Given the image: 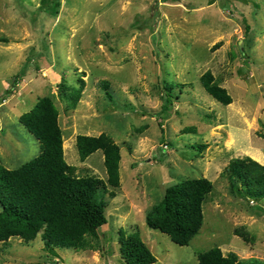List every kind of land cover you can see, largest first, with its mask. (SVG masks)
<instances>
[{"label": "rangeland", "instance_id": "rangeland-1", "mask_svg": "<svg viewBox=\"0 0 264 264\" xmlns=\"http://www.w3.org/2000/svg\"><path fill=\"white\" fill-rule=\"evenodd\" d=\"M0 162L18 168L39 155L40 141L20 122L42 96L60 111L65 158L80 176L107 179L104 154L84 162L78 134L107 133L121 146V186L107 202L100 248L45 249L42 236L0 244L9 264H126L120 231H139L154 264H199L221 247L264 264V200L230 188L222 171L234 157L264 164V0H0ZM212 71L233 102L224 105L200 77ZM86 87L75 109L58 94L63 79ZM110 83L109 98L101 81ZM165 82L175 85L163 111ZM196 131L184 132L186 127ZM199 144H207L199 151ZM215 184L201 231L187 246L151 229L146 215L165 189L187 178ZM1 210V204H0ZM244 226L252 243L235 234Z\"/></svg>", "mask_w": 264, "mask_h": 264}, {"label": "trees", "instance_id": "trees-1", "mask_svg": "<svg viewBox=\"0 0 264 264\" xmlns=\"http://www.w3.org/2000/svg\"><path fill=\"white\" fill-rule=\"evenodd\" d=\"M179 1V0H167ZM1 42H8L5 37ZM205 90L224 105L233 97L222 86L212 71L201 77ZM86 87L84 75L75 84L65 79L58 85V94L69 109H75ZM106 95L112 98L110 83L101 81ZM175 85L165 82L162 110L173 106ZM60 111L53 97L42 96L36 104L20 116V122L41 144L38 156L18 168H8L0 162V244L18 237L29 243L42 236L46 250L72 248L77 251L100 248L99 228L107 223L105 195L117 193L112 188L121 186V146L107 133L98 136L78 134L76 144L84 162L98 150L104 154L107 179L95 174L80 176L77 167L67 162ZM186 132L196 131L186 127ZM207 144H199L201 152ZM233 191L249 201L264 200V164L251 156L234 157L222 171ZM215 184L207 177L187 178L170 184L162 200L152 206L146 215L147 225L170 236L173 242L187 246L201 231L204 204L213 193ZM235 234L252 243L255 236L244 226ZM120 252L126 264H154L157 257L137 230L131 234L120 231ZM199 264H246L235 252L224 254L215 246L198 254ZM248 264H254L249 259ZM0 264H9L0 262Z\"/></svg>", "mask_w": 264, "mask_h": 264}]
</instances>
